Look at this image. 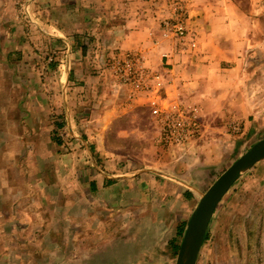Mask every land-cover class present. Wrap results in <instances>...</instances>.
<instances>
[{
    "label": "rangeland",
    "instance_id": "374dc122",
    "mask_svg": "<svg viewBox=\"0 0 264 264\" xmlns=\"http://www.w3.org/2000/svg\"><path fill=\"white\" fill-rule=\"evenodd\" d=\"M193 2L123 7L151 15L157 42L195 49ZM233 3L252 30L234 61H208L203 113L168 103L143 50L119 47L117 2L0 0V264H81L95 249L102 264H176L200 195L264 138V0ZM103 178L120 185L102 195ZM33 212L40 223L19 224ZM196 264H264V160L218 204Z\"/></svg>",
    "mask_w": 264,
    "mask_h": 264
},
{
    "label": "crops",
    "instance_id": "0c3cea01",
    "mask_svg": "<svg viewBox=\"0 0 264 264\" xmlns=\"http://www.w3.org/2000/svg\"><path fill=\"white\" fill-rule=\"evenodd\" d=\"M103 1L108 2L111 0ZM113 1L118 4V16L121 17L123 14V17L127 18L123 19L116 27H113L115 29H110V31H114L117 34L116 41L119 42V47L143 50L147 65L152 67V71H159L163 78H166L168 85H166V89L163 90L162 94H166L168 103L180 102L196 105L203 113H210L209 111L213 109L207 107L212 104H203L205 102V94L201 93L200 90L203 85L201 83L214 78L209 70L211 62L208 63V61L212 58V61L216 60L215 64H223V62H232L239 57L238 52L241 48H244V44L239 42L238 39H244V34L247 37L252 30L242 21V18L248 15L249 11L248 13L242 11L241 7L233 3L234 0H192L194 2L189 9L190 17L188 20L189 28L196 40V47L192 49L190 46H185L184 48L174 46L170 41L165 43V39H161V36L157 42L158 35L156 36L152 32L155 31L159 34L160 31L152 24L149 19L151 16L149 13H139L133 8L127 9L123 7L125 1L127 4L131 0ZM253 1L258 2L259 0ZM106 8L107 6H105ZM98 12H91L95 14L92 19L99 21L100 14L103 18H108L109 16L107 10ZM101 24L100 22L97 24L100 29L101 27L103 28ZM154 27H156L155 30H152ZM165 56L168 57L165 58ZM202 138L209 137L203 134ZM142 180L143 177L135 178L133 180L134 186L137 185L138 181L142 183ZM119 185L120 182L110 181V183H107V180L103 178L102 182L98 181V192L102 195H107L109 191L117 189ZM115 203L117 202L112 204ZM23 218H19V224L21 225H29L30 222L37 225L42 221V219H37L35 212H33L32 216L29 214L27 220H23ZM47 220L50 225H56L58 222L57 218L54 217H49ZM66 220L71 221L72 224L74 223L72 218ZM84 236L87 238V235ZM82 240L86 241L84 238ZM100 253H105V250L95 249L92 252L83 250L81 264H102L101 259L105 258L103 257L104 254L100 257Z\"/></svg>",
    "mask_w": 264,
    "mask_h": 264
},
{
    "label": "water",
    "instance_id": "95a60500",
    "mask_svg": "<svg viewBox=\"0 0 264 264\" xmlns=\"http://www.w3.org/2000/svg\"><path fill=\"white\" fill-rule=\"evenodd\" d=\"M264 160V138L240 155L206 190L189 218L176 264H196L214 212L233 184L256 163Z\"/></svg>",
    "mask_w": 264,
    "mask_h": 264
},
{
    "label": "built area",
    "instance_id": "2783aa9c",
    "mask_svg": "<svg viewBox=\"0 0 264 264\" xmlns=\"http://www.w3.org/2000/svg\"><path fill=\"white\" fill-rule=\"evenodd\" d=\"M176 31H178V33L180 34V35H183L184 34V30H183V28L180 26V27H178L177 29H176ZM132 78V75H128L127 76V79L128 80H130ZM158 90H155V92H157ZM160 112H161V110L160 109H158V108H156V109H154V113L155 114H157V115H159L160 114ZM183 114H184V112H182ZM174 125H173V128L175 129V127L177 126V125H179V126H181V128L183 129V125L182 124H180V122L176 119V120H174ZM189 125H191L192 127H193V131H188L189 133H188V136H185V137H183L182 139L183 140H181V141H185V140H187V138L188 139H190L191 137H193V136H195L194 134H193V132H195L196 131V128H195V124H192V123H189ZM166 132H167V141L170 139V138H172V137H170L169 136V134L171 133V131H169L168 129H166ZM191 136V137H190ZM180 138L181 137H177L176 139L177 140H180ZM185 139V140H184Z\"/></svg>",
    "mask_w": 264,
    "mask_h": 264
},
{
    "label": "trees",
    "instance_id": "16d2710c",
    "mask_svg": "<svg viewBox=\"0 0 264 264\" xmlns=\"http://www.w3.org/2000/svg\"><path fill=\"white\" fill-rule=\"evenodd\" d=\"M182 232H183V230L181 229V230L179 231V233L182 234Z\"/></svg>",
    "mask_w": 264,
    "mask_h": 264
}]
</instances>
